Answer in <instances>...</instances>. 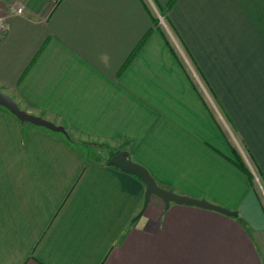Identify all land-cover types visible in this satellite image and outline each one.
Segmentation results:
<instances>
[{
	"label": "crops",
	"instance_id": "0c3cea01",
	"mask_svg": "<svg viewBox=\"0 0 264 264\" xmlns=\"http://www.w3.org/2000/svg\"><path fill=\"white\" fill-rule=\"evenodd\" d=\"M0 18V90L66 131L0 106V264H264V198L183 62L264 187V0H0ZM66 135L236 216L143 209L137 176Z\"/></svg>",
	"mask_w": 264,
	"mask_h": 264
},
{
	"label": "water",
	"instance_id": "95a60500",
	"mask_svg": "<svg viewBox=\"0 0 264 264\" xmlns=\"http://www.w3.org/2000/svg\"><path fill=\"white\" fill-rule=\"evenodd\" d=\"M0 106L6 108L22 123L27 122L35 126H42L48 128L53 131H61L63 133L66 132L63 126H58L47 119L28 113L27 111L21 109L17 102L10 95L4 93L1 90ZM108 165L114 166L124 172L133 174L143 182V184L145 185V198L143 203V209H145V207L148 205L151 197L156 196L161 198L165 206L167 207L171 203L183 204L221 212L226 215L236 216V212L230 211L227 208L211 203L205 199H198L186 195H181L176 193L172 189L161 187L146 167L130 159L128 157V154L123 150L111 156L108 161Z\"/></svg>",
	"mask_w": 264,
	"mask_h": 264
},
{
	"label": "rangeland",
	"instance_id": "374dc122",
	"mask_svg": "<svg viewBox=\"0 0 264 264\" xmlns=\"http://www.w3.org/2000/svg\"><path fill=\"white\" fill-rule=\"evenodd\" d=\"M165 18V17H164ZM165 21V24H161V26L164 28V30H165V32H166V34H167V36L169 37V40L172 42V44H173V46L176 48V49H178L177 48V45L175 46V36H174V34L172 33V31H171V29L168 27V25H167V20L165 19L164 20ZM169 29V30H168ZM179 51H180V49H178ZM183 62H184V64H185V66L189 69V71H190V74H191V76H192V78H193V80L197 83V85H199V82L197 81V79H196V77H195V75H194V72L193 71H191V68L187 65L188 63H187V61L184 59L183 60ZM199 78L203 81V79H202V77L200 76V74H199ZM204 82V81H203ZM202 90V92L204 91L203 89H201ZM203 94V96H204V98H205V100L207 101V104H208V106H209V108L215 113V116H216V118H217V120H218V122L221 124V126L223 127V129H224V131L226 132V134H227V136L229 137V140L231 141V144H232V146L233 147H235V149L240 153V155L243 157V155H244V157L246 158V161L248 160L249 162H250V166L252 167L253 166V163L250 161V158H249V156L246 154V152H245V149L243 148V146L237 141V139H236V136L232 133V131H231V129H230V127H229V125L227 124V121L224 119V116H223V114H222V109L220 108V106L217 104V102H216V100L212 97V95L210 96V95H208V94H206L205 93V91L202 93ZM208 95V96H207ZM210 96V97H209ZM105 144H107L108 146H110V147H112V145L111 144H109L108 142H105ZM113 149H117V148H113ZM88 150L89 151H95V152H97L96 154H101L102 156H104V158L105 159H107V157H108V155H109V150L108 149H106V148H103V147H97V146H94V147H91V148H88ZM243 153H245V154H243ZM94 154V153H93ZM243 157V158H244ZM249 158V159H248ZM253 168V167H252ZM258 177V176H257ZM256 177V178H257ZM255 183H256V186H257V188H258V190L261 192V194H262V196H263V198H264V187L263 186H261V183L260 182H258V180L257 179H255Z\"/></svg>",
	"mask_w": 264,
	"mask_h": 264
},
{
	"label": "trees",
	"instance_id": "16d2710c",
	"mask_svg": "<svg viewBox=\"0 0 264 264\" xmlns=\"http://www.w3.org/2000/svg\"><path fill=\"white\" fill-rule=\"evenodd\" d=\"M163 16L169 22L168 17L166 15H164V14H163ZM58 132H61V131H58ZM66 137H67L68 141L71 142L72 144L82 146V147H84L86 149L91 148V147H94V146H97V147L99 146V147H103V148L108 149L109 150V157L107 159V163H108L109 159L111 158V156H113L115 153H117L119 151H122L121 149H113L112 147L108 146L105 143L75 140V139L71 138L69 135H66ZM233 152H234V156L236 158V165H237V167L239 169H241L243 172L247 171V173H249V177L252 180L253 179V175H252L249 167L247 166L246 162L244 161V159L240 156V154L237 152L236 149L233 150ZM128 157L130 158L129 155H128ZM250 160L252 161L253 159L250 158ZM258 174L262 178V175L260 174V172H258Z\"/></svg>",
	"mask_w": 264,
	"mask_h": 264
},
{
	"label": "built area",
	"instance_id": "2783aa9c",
	"mask_svg": "<svg viewBox=\"0 0 264 264\" xmlns=\"http://www.w3.org/2000/svg\"><path fill=\"white\" fill-rule=\"evenodd\" d=\"M50 1H52L53 3H57L59 0H50ZM17 13H22V11H23V7L22 6H19L18 8H17ZM157 18H158V20H159V23L160 24H165V18H164V16L162 15V14H157ZM167 23V22H166ZM168 25V24H167ZM5 27V23H4V20L2 19V18H0V29H2V28H4ZM169 30V29H168ZM173 33V32H172ZM175 38V37H174ZM175 45H177V47L178 48H180L179 46H178V44H177V42H176V39H175ZM187 61V63H188V65H189V67L191 68V71H193L194 72V75H195V77H196V79H197V81L199 82V85L201 86V88L205 91V93L206 94H208V95H210L211 96V94H209V92H207L206 91V87H205V84H204V82L199 78V73H198V71L192 66V64L188 61V60H186ZM207 95V96H208ZM209 96V97H210ZM243 154H245V153H243ZM246 155V154H245ZM243 157H244V155H243ZM244 161L246 162V164H247V166L249 167V169H250V171H251V173H252V175H253V178H254V181H255V179H257L258 180V182H260L261 183V186H263L262 185V179H261V177H260V175L258 174V172L256 171V168L254 167V165L251 167L250 166V162L247 160L246 161V158L244 157ZM249 159V158H248ZM251 161V160H250ZM252 162V161H251ZM258 176V177H257ZM257 177V178H256Z\"/></svg>",
	"mask_w": 264,
	"mask_h": 264
}]
</instances>
